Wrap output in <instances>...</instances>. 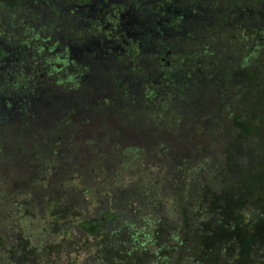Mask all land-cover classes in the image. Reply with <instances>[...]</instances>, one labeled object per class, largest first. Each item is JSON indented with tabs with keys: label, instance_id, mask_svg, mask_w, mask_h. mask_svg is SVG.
<instances>
[{
	"label": "trees",
	"instance_id": "16d2710c",
	"mask_svg": "<svg viewBox=\"0 0 264 264\" xmlns=\"http://www.w3.org/2000/svg\"><path fill=\"white\" fill-rule=\"evenodd\" d=\"M185 1L193 5L183 23L197 20L204 36L181 33L175 46L185 41L186 55L174 56L220 76L217 109L229 119L230 139L215 157L209 143L192 161L173 151L181 138L155 142L146 154L138 121L173 133L195 112L184 105L190 83L160 88L137 68L142 40L124 46L121 32L102 51V42L94 45L102 27H77L78 15L52 14L49 3H41L42 24H59L55 35L44 32L54 39L16 25L0 33L13 47L0 45V133L16 120L19 127L12 146L0 134V264H264V0ZM0 5L19 15L11 1ZM39 8L22 12L32 17ZM201 9L214 16L201 22ZM145 23L148 34L167 36ZM235 28H244L237 44ZM87 39L86 49L68 48ZM166 51L173 52L154 59L170 83ZM122 59L141 70L135 81L118 73ZM51 88L66 106L55 123L41 107Z\"/></svg>",
	"mask_w": 264,
	"mask_h": 264
},
{
	"label": "rangeland",
	"instance_id": "374dc122",
	"mask_svg": "<svg viewBox=\"0 0 264 264\" xmlns=\"http://www.w3.org/2000/svg\"><path fill=\"white\" fill-rule=\"evenodd\" d=\"M147 7H155L154 3L147 5ZM3 9V6L0 5V11ZM202 10V14H203V18L201 17L200 21L203 22L205 20L211 19V16H214L211 12L212 10ZM39 11L41 13V5L39 8ZM154 16H150V20L154 22V24L160 28H163L164 33L167 34V36L161 37H157L156 34L151 35L146 33V39L147 42L145 44L146 50L145 52H143V54L141 55V58L139 60L140 63H136L137 64V68L141 69L142 71H144L149 77H151L158 85V87L160 88H171V89H175L177 88L178 84L180 83V81L185 82L186 84L190 83L188 85V96L189 99H187V102L184 103V105L186 106L187 109L192 110L195 112V116H192L189 121H183L184 123L182 124H178L177 129L172 133L171 130L166 131V130H159V126L161 124H154L151 123L150 126L145 125L144 123H141V121H138L141 130H139V133H141L139 135V139L138 140H142L145 142V146L148 152H146L147 155H150L151 153V149H154L155 142L156 144L165 142V143H169V141H167L168 139L170 140V142H172V139H176V138H181L180 142L175 144V148H173L174 150H177L180 153H184L187 152L188 154H186L187 156H190L189 159L195 160L194 158L199 155V152L201 150V145L204 146L206 143H209L210 147H206V149H210L213 150L211 153V156L215 157L216 155L219 154V152H221L223 150V145L222 143L224 142L227 143L229 138V132L230 131V123H229V119L227 118V116L225 114H219L218 113V106L220 104V100L217 98L218 97V92H219V87L218 85L220 84L219 81V74L217 72L214 73V69L212 68H208V70L210 71H205L199 68H196L195 66L191 67L188 65V62L183 61V62H179V58H177V55H180L179 53L177 55L174 56V53L177 52H181L182 55L184 54V58L186 55V47H188L187 45L184 46V44L186 43L185 41H183V43H181V45L179 44L178 46H175V43L178 42L179 38H181L180 34L182 33L183 37L186 36L187 32H192L194 34H197L198 36H204L202 30L199 28L198 22L197 20H189L188 24L187 23H182L180 24V28L174 26V24L176 23V21H172L167 23L165 21V19H170L168 17H158L157 14L158 10L157 7L154 8ZM4 15H1V21L2 23H6L7 22V18ZM46 17V16H45ZM46 19H49L50 21V17H47ZM173 20V19H172ZM127 22V21H126ZM125 22V24H126ZM183 22V21H182ZM197 22V23H196ZM78 24H76V26H80L81 24L79 22H77ZM162 23V24H161ZM179 23V21H178ZM181 23V22H180ZM245 23V22H244ZM124 24V23H123ZM187 24V27H185V25ZM125 26V25H124ZM246 26V25H244ZM244 28H235L233 31H231V34H229V36L233 39V43L237 44L236 41L237 39L244 33L243 30ZM14 30H18L17 27H14ZM187 31V32H186ZM154 33V32H153ZM152 33V34H153ZM177 35V36H173L172 35ZM60 37V40L62 42L67 43V39H66V34L60 32V34H58ZM150 35V37H149ZM148 36V37H147ZM139 38H143V37H139ZM186 39V37H185ZM200 38H198L199 40ZM171 46V47H170ZM107 47H110L109 44H107ZM183 48V49H182ZM235 48H237L235 46ZM165 50H170L173 51L171 54L169 51H166V54L169 55L168 60L170 61V65L167 68V71L169 72V75L172 78V81H170V83H168L166 80L161 79L162 76L160 75V70L161 68L156 64V61L154 59V57L159 56L158 58H160V52H165ZM192 55V54H191ZM190 55V56H191ZM114 61H116V57L112 58ZM186 60V59H185ZM194 60V58H193ZM124 64L118 68V73H120L122 75V77L125 79H129L132 81H135V79L137 78V76H139L138 72L141 73V70L135 71L134 69L131 68V64L129 63V60H125L122 59L121 60ZM196 62L198 61L195 59ZM190 62V60H189ZM113 64V62L111 63V65ZM163 66H166L165 64ZM168 66V65H167ZM193 68V69H192ZM174 69H182V71L184 73H181V76L175 74V70ZM100 72L97 71V74H99ZM250 73V72H247ZM160 75V77H159ZM107 78L108 76L105 75ZM210 77V79H209ZM178 79V80H177ZM128 80V81H129ZM209 80V82L207 81ZM113 79L108 78V80H106V82L109 83V87L111 88ZM114 86V85H113ZM141 85H138V88H140ZM194 87V90H192V88ZM218 87V90H217ZM208 89V90H207ZM166 90V89H165ZM204 90H206L207 92H211V94L209 95V97H206V94H203V92H205ZM52 100L49 101L48 97H44L41 99V102L43 103V106H41L44 110L43 112L45 113V119L47 121H51L50 123H55L56 119H61V111L64 112L66 106L62 104V100L58 97L55 96L54 94V90L51 88L50 90H48ZM217 96V97H216ZM0 112L4 113L3 109L0 108ZM188 120V118H187ZM18 121L16 120L15 123H11L9 125L6 124L5 127L2 128V132L0 134H4V140L7 141V144L9 145H13L14 140L13 138H15L16 136V130H14L15 128H19L16 127V123ZM36 125L41 124L42 122L37 121H33ZM120 123V122H119ZM122 123V122H121ZM152 126V127H151ZM155 126V128H153ZM34 127V125H33ZM52 126L49 124V122H47L44 126V128H46V130L50 129ZM43 131V129H42ZM43 132H46L45 130ZM51 133V132H50ZM154 134V136H153ZM27 135V134H26ZM25 135V136H26ZM1 136V135H0ZM46 137V135H41L39 136V141L38 142H42V139H44ZM164 137V138H163ZM27 138V137H26ZM157 138V139H155ZM31 138H27V140H29L30 142ZM164 139H167L165 141H163ZM36 140V139H35ZM179 140V139H178ZM0 141H2L0 139ZM37 142V141H36ZM40 142V145H43V143ZM134 142V141H133ZM132 142V144H133ZM36 144V143H35ZM190 145V146H189ZM161 147H158V152L160 155V149ZM199 151V152H198ZM15 155H11L10 158L11 160L14 162V164L19 163L20 161L18 160L19 155H17L18 153L15 152ZM159 155V158L161 157ZM221 156V155H220ZM216 158V159H220ZM192 158V159H191ZM186 159V157H185ZM223 159H221L220 161H222ZM219 161V160H218ZM225 163H223L224 165ZM9 183H12L11 178L6 180Z\"/></svg>",
	"mask_w": 264,
	"mask_h": 264
},
{
	"label": "flooded vegetation",
	"instance_id": "af4514ba",
	"mask_svg": "<svg viewBox=\"0 0 264 264\" xmlns=\"http://www.w3.org/2000/svg\"><path fill=\"white\" fill-rule=\"evenodd\" d=\"M0 1L5 5L9 4V1H11L12 5H16L15 8L19 12V15L16 14L15 18V14L9 9L5 8V10L2 9L0 11V17L4 13L6 14L5 16L7 18V22L5 24L0 22V30L4 31L0 33H4V35H9V33L13 32V25H16L21 31H29L34 36L47 38L51 34L55 35L56 29L59 28L58 23H52L50 25L46 23L42 24L44 22L43 20L45 19L40 12H37V14L33 15L32 17L31 15L29 16L22 12V10L26 9L25 11H28L29 8H34L37 4L41 5V3H49L50 5H53L51 7L52 14L58 12V14H65L68 16L73 14L78 15L79 20H74L73 22L78 24L77 22L79 21V23L82 25L80 26L83 27V29L94 26V29L96 30V28L99 29V26L100 28L102 27V29L99 31V34L96 32L99 36V41H97L96 44L93 43L94 45L99 46L101 45L100 42H102V51L103 48H108V43L113 44L114 42H118L116 37H120L121 32L125 33V40L122 41L124 46H129L126 41H129L131 45H134L140 43L139 41L142 40L144 44H146V30L149 27H147V23H145V21L150 20V16H154L155 7H157L159 13L157 14L158 17H168L170 19H165L167 23L176 21L174 26L180 28V24L183 23L182 18L186 14L189 5H193L192 3H187L185 0H80L81 2L79 0ZM152 3H154L155 7H147V5ZM11 13L14 14V16ZM11 17H14L15 19H12ZM44 32H49L50 35L48 36ZM140 36L143 38H139ZM53 37L54 36H50L51 39H54ZM112 39H114L113 42L111 41ZM75 42L76 41L69 42L68 48L74 52H77L79 51L77 47L80 46L86 49V44H91L92 39H87L84 45H78ZM5 44L6 43H4V41H0V45H4L6 51H10V49L11 51L13 50L12 44L11 47L10 44ZM139 47H141L140 44ZM113 51L116 52L117 48ZM125 52L126 50H121V53L118 54V56L123 55ZM165 65L167 66L168 63L166 62Z\"/></svg>",
	"mask_w": 264,
	"mask_h": 264
},
{
	"label": "water",
	"instance_id": "95a60500",
	"mask_svg": "<svg viewBox=\"0 0 264 264\" xmlns=\"http://www.w3.org/2000/svg\"><path fill=\"white\" fill-rule=\"evenodd\" d=\"M93 46V45H92Z\"/></svg>",
	"mask_w": 264,
	"mask_h": 264
}]
</instances>
